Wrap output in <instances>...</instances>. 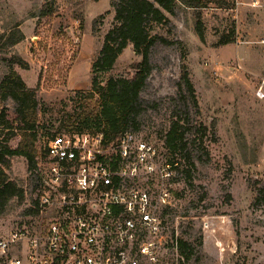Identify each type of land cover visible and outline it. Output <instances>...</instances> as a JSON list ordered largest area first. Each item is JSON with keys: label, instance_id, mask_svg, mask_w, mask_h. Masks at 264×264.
<instances>
[{"label": "rangeland", "instance_id": "374dc122", "mask_svg": "<svg viewBox=\"0 0 264 264\" xmlns=\"http://www.w3.org/2000/svg\"><path fill=\"white\" fill-rule=\"evenodd\" d=\"M118 1L0 0V35L20 30L25 36L13 47L0 43V83L15 70L37 90L41 151L53 133L68 136L83 121H95L83 94L93 89V63L115 25ZM190 1L200 6L178 1L165 22L151 23L159 38L150 56L154 69L137 127L128 131L157 149L160 164L180 163L171 180L170 262L177 264L173 242L182 239L192 250L181 264H264V99L255 93L264 78V0ZM199 13L205 42L196 30ZM223 36L233 42L219 45ZM141 59L129 45L99 78L131 77ZM185 68L198 106L179 89ZM176 120L186 145L174 152L167 135ZM8 173L28 189L24 157H14ZM29 203L28 194L23 203L12 201L0 215V236L26 218Z\"/></svg>", "mask_w": 264, "mask_h": 264}, {"label": "built area", "instance_id": "2783aa9c", "mask_svg": "<svg viewBox=\"0 0 264 264\" xmlns=\"http://www.w3.org/2000/svg\"><path fill=\"white\" fill-rule=\"evenodd\" d=\"M255 93L264 99V78ZM177 169L179 162L160 164L157 149L132 132L108 147L102 133L51 138L30 170L27 220L0 236V264H173L166 236Z\"/></svg>", "mask_w": 264, "mask_h": 264}, {"label": "trees", "instance_id": "16d2710c", "mask_svg": "<svg viewBox=\"0 0 264 264\" xmlns=\"http://www.w3.org/2000/svg\"><path fill=\"white\" fill-rule=\"evenodd\" d=\"M178 1L191 7L200 6L190 0H119L114 3L115 25L106 35L103 47L93 63V89L87 95L83 94L93 103L95 121H83L78 128L80 132L102 133L104 145L108 147L129 132L132 126L137 127V119L142 112L141 93L154 69L150 58L151 51L159 39L152 35L151 23L165 22L168 18L165 12L173 13ZM198 18L196 30L205 42V29L200 13ZM15 33L1 34L0 43L5 40V46L13 47L24 40L25 36L20 30ZM232 42L231 38L223 36L218 44L226 45ZM129 45H133L136 54L142 58L134 66V75L110 77L103 83L99 77L115 67ZM21 60L20 58L19 61ZM179 89L187 90L194 104L198 106L196 89L187 68L184 69ZM9 99L15 103L13 109L5 106ZM39 124L37 90L30 88L20 74L12 70L0 83V215L6 213L13 200L17 199L23 203L27 199L25 187L11 179L8 171L14 157H24L28 162L29 171L36 166L37 158L42 153L38 146ZM59 128L63 129L65 126L60 125ZM181 129L180 121L176 120L167 135V143L174 152L182 148L180 145H186L183 143L185 138ZM57 135L58 133H53L51 138ZM2 137L4 138L1 139ZM15 139H18V142L13 144ZM112 158L114 160L110 161L111 165L113 169H117L115 156ZM187 159L191 161L190 158ZM171 161L174 164L178 162L175 159ZM114 179L117 180L118 177L115 176ZM31 201L36 208L29 212L35 215L39 203L36 189L31 193ZM179 250L182 255L190 257L191 246L182 239L179 241Z\"/></svg>", "mask_w": 264, "mask_h": 264}]
</instances>
